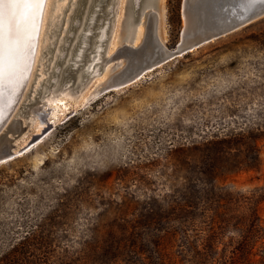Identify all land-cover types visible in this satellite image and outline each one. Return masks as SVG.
Returning <instances> with one entry per match:
<instances>
[{"label":"rangeland","instance_id":"374dc122","mask_svg":"<svg viewBox=\"0 0 264 264\" xmlns=\"http://www.w3.org/2000/svg\"><path fill=\"white\" fill-rule=\"evenodd\" d=\"M79 2L49 3L28 97L81 51L73 45L87 2ZM180 4L155 0L154 33L168 50L179 39ZM111 6L103 58L146 28L139 9L129 22V0H106L102 9ZM99 18L94 32L106 28ZM99 37L90 35L78 75ZM78 75L57 90L72 84L76 96L96 81L84 77L78 87ZM18 117L27 124L30 110ZM236 134L246 143L233 141ZM42 140L0 165V264L14 256L12 264H230L241 230L230 211L218 219L216 203L226 192L248 195L259 186L252 172L236 173L235 162H251L257 150L264 164V16L99 96Z\"/></svg>","mask_w":264,"mask_h":264},{"label":"water","instance_id":"95a60500","mask_svg":"<svg viewBox=\"0 0 264 264\" xmlns=\"http://www.w3.org/2000/svg\"><path fill=\"white\" fill-rule=\"evenodd\" d=\"M80 4L83 0H79ZM96 9H92V2L90 0L86 8V15L84 18L82 29L85 27L88 12L93 11L94 20L92 24L89 23L91 27V34H95L93 31V26L96 22L97 16H100V20H103L108 14V10H103L102 6L106 0H95ZM144 1L138 0L136 6L134 2L129 0L130 7L133 16L136 15L138 11L137 6L142 8ZM248 0H181L180 4V17L182 21V26L179 31V39L172 50L166 49L161 42L155 36V18L154 15L157 14V8L155 6V0L152 1L153 10L150 13L153 15L147 23L145 28L147 31L148 41L143 47H130L124 45V48L120 49V52L116 55L122 56L125 61L124 70L120 74L112 76L108 81L101 84V86L96 91V96L89 99L83 105H79L73 109H70L63 115L61 119L54 120L52 122H46L44 126L37 132L29 135V139L21 147H17L16 144H12L11 141L17 137L18 129H26L25 125L20 124V119H16V123L11 126L7 125L5 132L0 134V145L3 144L4 147L0 148V165L9 162L21 155L27 153L36 144L42 141L53 129L60 123H64L66 120L70 119L76 114V111L84 108L86 105L91 104L99 96L112 91L114 89L121 88L127 84L135 82L137 79L149 71L159 66L161 63L172 59L178 55H183L187 52H191L194 49L201 47L204 44L217 40L223 36L235 32L236 30L244 27L254 20L264 16V4H257L255 11H247ZM80 10L78 9L75 14L79 15ZM260 12V15H257ZM100 25V21L98 23ZM74 24L71 29L74 28ZM71 37V35H69ZM146 36V37H147ZM89 38V35H88ZM88 40V44H90ZM93 42V41H92ZM78 41L73 45V50L77 45ZM85 55V54H84ZM80 66V65H79ZM76 68H71L67 64L62 70H60V80L62 81L73 78ZM14 79L9 81V90L5 92L3 104L0 105V117L2 115V109L5 104L7 93L13 86ZM47 88V87H46ZM39 89L36 90L33 99L28 103L29 106L36 105L38 101L36 95H40ZM4 111V110H3ZM24 112V110L22 111ZM16 131V132H14ZM29 131V130H28ZM10 134V136H7ZM29 134V133H28ZM9 144V145H8ZM8 147H7V146Z\"/></svg>","mask_w":264,"mask_h":264},{"label":"bare ground","instance_id":"6f19581e","mask_svg":"<svg viewBox=\"0 0 264 264\" xmlns=\"http://www.w3.org/2000/svg\"><path fill=\"white\" fill-rule=\"evenodd\" d=\"M132 1L134 2V5L136 6L138 0H132ZM152 1L153 0H145L144 5H142L143 6L142 8L137 6V9H139V11H140V15L143 14L146 17V19L143 22L144 25L146 24L145 25L146 27H147V23H148L149 19L151 17H153V15L150 13V11L153 10ZM86 2H87V5H86V8H87L90 0H86ZM48 5L49 4H47L45 9H44L42 23H41V26L39 28L38 36L35 39V55H34V59H32L30 62V71H27L24 74L26 77L25 79H20L18 82H17V80L14 81L13 86L10 88V91L7 93L8 98L5 101V104H4L3 109H2V115L0 117V120L4 121L3 125L0 126V134H1V133L5 132V130H6L5 128H7V125L11 124V126H13V124L16 123V119L18 116L25 114L26 112H28L30 110L31 120L28 121V123L26 125V129H24V130L18 129L17 137L11 141V143L16 144L17 147H21L22 145H24L26 143V141L29 139V135L32 133H37L42 128V126H44V124L46 122H52L54 120L61 119L63 117V115L65 113H67L68 110L73 109L79 105H83L89 99L94 98L96 96V91L101 86V84L108 81L112 76H115L116 74H120V72H122L124 70L125 61L122 59L123 58L122 56H119L116 54H118L120 52V49L124 48V45H128V46L133 47V48L134 47H143V45H146L147 41H148L146 29L143 30L142 28H140L139 32L138 31H134V32L131 31L128 34L129 37H127L129 39L128 41H125L122 43V41H120V39H119V41L117 43H115V45L112 46V48L110 49V51L108 53V57L103 58L102 53H103L104 48L103 49H101V48L103 47L102 45H103L104 41L107 38H109L107 36V30L111 26L108 18H107V20H104L106 18L105 17L102 21L100 20V24L101 25L105 24L106 28L103 27V29H101L99 32H95V34L100 35V37L97 39L98 45L95 48L96 49V51L94 52L95 54L93 53V56L90 58L91 59L90 63L87 66H85V68L83 69L84 70L83 74L78 75V70H79V68H81L79 65L84 60V57H85L84 53H85L86 49L90 46V44L87 43L88 40H90V35H92L91 34V27H90L89 23L92 24L94 17L92 18V20L89 19L90 21L88 20L89 22H87V24L83 28V31H84V29H86L85 30L86 32L83 33V31H82L77 36L78 43H79V49L81 51H79V54L77 52V54L74 56L72 54L73 58L69 61L70 62L69 65L71 68H76L75 72H74L73 79H75V77H77V75L81 78V81L78 83V87L81 86L82 80L84 79V77H86L87 80L94 78L93 80L96 79V81L91 86H88L84 91L78 92L76 96H73L70 89H69L72 84L65 86L61 90H57L63 84V81L61 83L59 82V80H60V73L59 72H60V70L63 69V68H60V70L58 71V74L56 72V77L57 76L58 77L50 85H48L47 88L46 87L43 88L44 87L43 82L46 78L42 77L40 79V81H38V84H37L36 88L34 89V91L36 93V90L39 89V91H40L39 93L43 94L45 92V95L42 99H40V101L36 102V105L30 106V108H29L28 103L31 99H33L34 95H32V97H31V95H30V97H28V96H29V93L32 92L31 84L34 83L33 77H34L35 73L37 72L36 69L38 68V64H39V60H40V56H41V51H42V39L45 38L44 37V33H45L44 30H45V26H46L45 23L47 20ZM66 5L67 4L61 5L59 11L61 9H65ZM107 10L110 13V12H112L113 7L111 6ZM138 13L139 12H136V16ZM131 14H132V10H131ZM59 15H60V13L58 12V14L55 15V17H58ZM132 16H133V14L131 15V17ZM158 16L159 15H157V14L154 15L155 21H156V17H158ZM53 18H54V16H53ZM129 22L130 23L133 22V17L129 19ZM155 24H156V22H155ZM54 25H56V23H54ZM78 25H81V22L79 23L77 21L75 28ZM82 25H83V23H82ZM50 33H52V32H50ZM88 35H89V38H88ZM49 45L50 44L48 43V46ZM102 68H105L104 74L102 73L103 75L101 74ZM39 75H43V74L41 73ZM69 79H71V78H69ZM53 85H55V87H52ZM49 88H50V90H49ZM12 90H14V91H12ZM48 90H49V92H48ZM47 92H48V94H47ZM36 98L37 99L39 98V94L36 95ZM23 110H24V112H22ZM20 121H21V122H19L20 124L25 125L24 121L21 118H20ZM30 124L32 127H34V131L32 133H31V131L33 129H30V130L28 129ZM14 132H16V131H14ZM1 147H4L3 144L0 145V148Z\"/></svg>","mask_w":264,"mask_h":264},{"label":"snow or ice","instance_id":"6c2138e0","mask_svg":"<svg viewBox=\"0 0 264 264\" xmlns=\"http://www.w3.org/2000/svg\"><path fill=\"white\" fill-rule=\"evenodd\" d=\"M58 0H0V105L10 80L25 79L35 55V39L47 4ZM264 0H248L247 11H255ZM257 12V15H260ZM14 91V90H12ZM4 123L0 120V126Z\"/></svg>","mask_w":264,"mask_h":264},{"label":"trees","instance_id":"16d2710c","mask_svg":"<svg viewBox=\"0 0 264 264\" xmlns=\"http://www.w3.org/2000/svg\"><path fill=\"white\" fill-rule=\"evenodd\" d=\"M68 121V120H67ZM65 121L64 124L67 122ZM235 142L246 143L247 137L243 134L232 136ZM254 149H256V140H252ZM243 161V160H242ZM237 172H252L251 182L259 183V186H253L248 191V195L239 192L228 193L226 200L220 199L217 204V217L223 222L224 213L230 211L234 223L237 225L235 229H240V239L232 248L230 256V264H264V226L261 222L264 220L261 212L264 213V164L258 157L257 150L251 162H235ZM240 222H245L244 227ZM240 224V228L238 225ZM211 240V239H209ZM210 243V242H209ZM202 255V254H201ZM15 258V259H14ZM11 263H16V256L12 257Z\"/></svg>","mask_w":264,"mask_h":264}]
</instances>
